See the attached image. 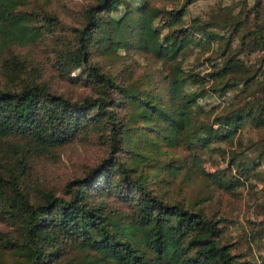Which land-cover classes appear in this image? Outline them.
<instances>
[{
  "label": "trees",
  "instance_id": "trees-1",
  "mask_svg": "<svg viewBox=\"0 0 264 264\" xmlns=\"http://www.w3.org/2000/svg\"><path fill=\"white\" fill-rule=\"evenodd\" d=\"M194 1L166 8L149 0H90L69 36L48 7L0 0V150H13L0 151V249L12 255L6 264H264V255L241 258L220 241L224 215L210 216L197 200L152 185L169 149H181L169 157L180 158L179 167L201 168L231 190L264 156V143L242 148L244 127H264V0L237 12L227 6L213 21L186 22ZM50 37L55 77L89 90H60L18 49ZM130 44L159 58L161 80L139 83L94 61L96 52ZM194 48H213L205 58L210 70L191 65ZM255 52L257 62H249L245 55ZM215 96L224 100L219 110L208 102ZM148 131L156 138L146 142ZM77 138H97L107 155L61 193L31 185L32 155ZM209 150H229L235 172L207 171Z\"/></svg>",
  "mask_w": 264,
  "mask_h": 264
},
{
  "label": "rangeland",
  "instance_id": "rangeland-1",
  "mask_svg": "<svg viewBox=\"0 0 264 264\" xmlns=\"http://www.w3.org/2000/svg\"><path fill=\"white\" fill-rule=\"evenodd\" d=\"M90 0H31L30 4L43 5L48 7L61 20L60 28L64 35H71V28L81 24V10ZM150 3L166 8L181 5L183 0H149ZM254 0H196L188 6L185 15L186 22L194 18H201L207 21L220 19L224 11L229 9L239 11L244 4H251ZM159 21V20H158ZM161 22V21H159ZM167 31L168 29H164ZM53 40L44 39L35 45L18 47L20 52L33 58L44 66L45 76L53 81L55 87L60 90L78 94L89 90L88 87L79 83H72L55 77L53 66ZM216 46V45H214ZM213 49V48H212ZM194 48L189 51L191 65L194 62L202 65L197 69L210 70L212 65L205 58L210 56L211 50ZM259 53L246 54L249 62H257ZM199 58V59H198ZM202 60V61H201ZM94 61L105 70H116L122 78L125 76L130 80H137L144 83L149 77L161 80L164 66L159 58L147 49L137 44H130L119 49L117 52L104 51L96 52ZM78 69L74 73L81 72ZM208 102L215 104L213 108L219 110L224 100L221 97H211ZM215 110L213 111V115ZM145 123L143 118L137 122ZM141 129V127H139ZM138 129V130H139ZM139 137V134H136ZM156 134L148 131L144 141L154 140ZM12 140V139H11ZM13 141V140H12ZM133 142V141H132ZM264 143V127L257 128L248 124L242 129V148H254ZM134 144V142H133ZM145 144V143H144ZM1 145V142H0ZM132 145V144H131ZM148 150H154L147 145ZM230 147V146H229ZM236 147V146H235ZM166 150V146L163 147ZM12 153L13 150H0ZM155 153L160 150L155 149ZM209 150L202 161V166L210 172L216 170L224 171L230 169L235 172L234 165H229V150ZM188 154V151L185 150ZM181 149H169L162 154L158 170L154 173L155 180L152 185L161 192H167L169 196L185 198L188 201L197 200L210 216L224 215L226 219L221 223V242L232 244V251L242 258L258 260L264 255V156L257 165L256 171L249 178L242 176V184L235 190L221 187L214 181L212 174L203 173L201 168L192 169L190 165L181 166L180 158L171 159L177 156ZM250 153L242 150V155ZM255 155V153H253ZM107 155V149L97 138H77L70 143L56 147L50 152H39L32 155V167L30 174L31 185H47L58 192L63 191L65 183L76 176L84 175L87 169L97 165ZM252 155V153H250ZM172 161L170 164L168 162ZM172 164H179L176 172L171 168ZM0 226L5 228V223L0 221ZM12 260V255L0 249V264H6Z\"/></svg>",
  "mask_w": 264,
  "mask_h": 264
}]
</instances>
